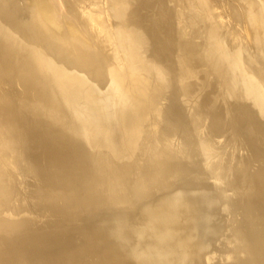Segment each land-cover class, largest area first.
Returning a JSON list of instances; mask_svg holds the SVG:
<instances>
[{
    "label": "water",
    "instance_id": "1",
    "mask_svg": "<svg viewBox=\"0 0 264 264\" xmlns=\"http://www.w3.org/2000/svg\"><path fill=\"white\" fill-rule=\"evenodd\" d=\"M256 4L258 14L264 18V2ZM40 23L37 28L45 37ZM61 29L58 35L67 42L71 40L70 47L52 44L45 38L40 43L45 45L46 53L41 52V55L47 54L64 66L82 70L90 80L108 89L98 98L89 91L71 87L64 92L55 79L49 77V87L38 85L39 89L26 95L21 104L15 96L9 97L11 102L0 99V197L8 198L11 193L9 185L2 180L3 168L25 166L33 174L51 171L56 176L52 187L42 180L41 186L26 190L30 209L38 221L44 220L41 225L32 217L20 214L19 206L9 210L10 218L0 216V264H210L208 257L207 263L204 262L203 254L221 234L224 224L227 225L219 205L229 213L228 217L239 213L240 225L237 221L229 222L224 230L226 244L219 246L223 249L227 245V259L215 264H264V56L260 54L259 64L254 69L242 64L229 66V72L220 73L222 67L213 68L233 102L253 110L260 122L258 126L247 123L245 133L229 123L226 140L232 144L237 142L247 150L237 159L243 165L240 175L229 176L231 167L224 163L217 165V171L221 170L226 177L228 194L224 199L219 197V188L198 179L184 181L177 187H163L149 199L139 201L142 195L137 189L120 192L117 180L121 175L109 167L107 156L115 157L116 153L127 149L128 139L139 121L165 93L159 91L156 97H147L139 89L141 85L128 77L120 81L121 86L109 76L107 66L113 63L99 51V45L89 42L97 52L81 49L72 42L82 43V37L71 29ZM118 37V46L127 51L131 44L124 35ZM77 52L80 59L76 57ZM210 56L213 55L205 48L203 62L210 59L211 63H216L215 57ZM189 60L177 61V69L185 74L182 79L179 76L180 87H175L178 94L186 95L199 83L195 75L188 78L189 72L199 65L197 57ZM164 72L156 69L152 78L160 73L166 75ZM21 80L14 78L13 82ZM24 102L25 107L32 110L25 112ZM177 104L172 97L169 110L176 107L186 111L181 103L180 107ZM180 114L178 122L165 116L161 128L168 132L178 129L183 134L188 132L191 127L187 116ZM191 117L206 153L205 129L199 127L196 116ZM58 126L62 129H56ZM211 129L212 132L217 130ZM149 132L147 135L152 136L145 137V142L160 145L158 130L154 134ZM173 160L167 154L158 158L163 164L173 163ZM176 160L185 167L191 165L183 157ZM133 162L120 168L126 178L133 181V186L139 187L144 182L145 170L134 168L136 162ZM144 177L152 186L148 189L156 185L147 176V170ZM63 179L69 180L73 187L64 184ZM230 181L233 183L229 184ZM121 198L126 201L124 204H134L133 209L125 205L120 208ZM132 199L137 202L131 203ZM204 199L206 208L202 207ZM40 211L46 214L40 215ZM206 220L211 223L210 227Z\"/></svg>",
    "mask_w": 264,
    "mask_h": 264
},
{
    "label": "rangeland",
    "instance_id": "2",
    "mask_svg": "<svg viewBox=\"0 0 264 264\" xmlns=\"http://www.w3.org/2000/svg\"><path fill=\"white\" fill-rule=\"evenodd\" d=\"M84 1L85 8L90 11H93L96 18L98 17V22L101 23V27L98 24H95V26H93V31L95 32H92V35L94 38L90 34H88V36L90 35L93 39L90 37L88 38L96 42L95 45H99L100 47L99 51H103V53L106 54V56L112 60L113 65L107 66V72L111 79L115 80L121 86L123 84L120 81H124L126 77H128L129 80H135L141 85L139 89L147 97H156L155 95H157L159 91L165 93V95H162V97H160L159 99L157 98L156 106H154V108L152 109H149L143 119L139 121V125L135 127L136 131H134L128 139L127 149L123 151L121 150L120 152L116 153L115 157L107 156L110 165L109 167H114L113 169L117 170V172L121 175V177L117 180V185L120 188V192H131V190L137 189L142 195V198L139 199V201H142L147 198L149 199L152 194L154 195L160 192V189L163 188V186H174L176 184L175 187H177L184 181L198 180L193 177L192 162H188V164L191 165H189V167H185L184 165H181L180 162H177L175 158L177 157L176 155L169 154L168 151L163 150V148L159 145H156V143L145 142V137L152 136L147 135L148 133H150L149 131H152V134L156 132L155 122L160 119V115L158 116L157 113H161L160 111L162 110L165 111V109L169 107L168 104L170 101L169 99H171V96L177 95V92L175 90L177 88L175 87H180L179 76L181 79L182 77H185V74H182V72L177 69V61L182 63V61L187 62L190 61L189 59H194L195 57H197L199 65H197V67L195 66L196 68L194 71H197L198 67L200 69L201 66L204 64L202 60V50H198V48H195L194 53H192L191 51V44H188L189 42H191V40L187 37L188 30H186L185 24L183 23V14H181L183 13V9H190L191 3L188 2V0ZM212 1L214 2L213 4L217 8V10H220L221 6L223 5V13H221V15L225 14V16H227L226 13L230 15L231 11L233 13L235 11L233 9H236L238 15L243 20V22L234 21V19L229 21V17H225L223 21H225L226 23L229 22L230 25L228 26V30L231 28L232 33L236 32V34L241 37L242 43L244 44V47L247 49L248 53L256 57L258 49L256 48V46L253 45L250 39L252 37V29H248L247 26V33L244 29L246 15L248 17L250 14V12L248 11L249 9L246 10L245 8L244 12L245 2H242L241 0ZM255 1L259 4H262L261 0ZM216 3H218V6L216 5ZM64 4L65 8H67L68 10L70 7L66 6V3ZM103 7L105 8V10ZM172 7L176 8L178 11H176L175 13V11L171 10ZM224 7L227 8L224 9ZM61 12L62 13L60 14L62 19L65 18L71 24H77L75 23L74 18L70 13L71 11L69 12L68 10L66 12L65 10ZM200 13L202 14V23L208 28L214 29V25L210 24L204 18L205 16H203L206 14V11H201ZM148 17H150V24H147ZM204 25H202L203 28H205ZM41 26L45 38L51 41L52 44L66 48L70 47L69 43L71 44V40L70 42H67L65 37H61L60 35H58L60 32L63 31L62 29L56 27L55 29L51 30L50 28H48V26L46 27V25L43 23H41ZM108 26L110 27L108 28ZM99 27L102 30H100ZM163 31L165 32L163 33ZM82 33H85L84 36L86 35L85 37H87L86 32L82 31ZM119 34L124 35L126 37L127 42L131 44L130 48L127 47V51L124 50V47L120 48L118 46L117 42L119 40L117 39H119ZM4 36L5 37H0V40L3 41L1 42V44L3 48L8 52L6 53V57L9 62L4 67V72L3 67L0 63V99H3L4 102H11L12 99H10L9 97L14 98L15 96L19 98V104H21L22 101H25L23 98L26 95L31 94V91L39 89L38 85L43 84L44 86L49 87V77H53L56 81V84L64 92L67 91V87H71L75 90L87 91V93L89 91L91 95H94L98 98L99 96H103L107 91V86L102 87L94 81L90 80L85 74V72H83L82 70L73 67H67L61 63L55 62L47 54L41 55V52L46 53L44 49L45 45H42L41 48H35L32 45L23 43L24 41L15 39L10 35ZM108 37L109 39H111L110 41ZM163 38H165L164 42ZM81 40L82 43L74 41L72 43L74 45L77 44V47L81 49L86 48L88 50L92 49L96 52L98 51L95 46L92 45L91 47V44H89L88 41L83 40L82 38ZM236 41L239 43V39H236ZM76 57L80 59V54H78V52L76 54ZM156 69L164 70V73H166V75L160 73L161 75H156V77L153 79L152 75L153 73H156ZM194 71L191 72L194 73ZM191 72H189L190 74L188 75V77L192 74ZM14 78H22V80L14 83ZM22 81L25 84H21ZM163 88H165V90ZM171 88H173L174 90ZM151 94H153V96H151ZM79 96L82 95L79 94ZM75 98L78 99V95H75ZM28 104V106L33 107L30 103ZM26 105L27 104H25L24 102L22 106L23 110ZM25 109V112L27 110H32L31 108L29 109L26 107ZM151 111L152 114H155V116L150 114ZM57 128L62 129L61 126L56 127V129ZM158 137L159 136H157V139ZM164 154H167L169 158L174 157L173 163L163 164V162H158V158ZM133 161L136 162L134 168L137 166V168L142 167L145 171L147 170V176L149 175V177L153 179L156 184L153 187L154 190L153 188L147 190L148 187L152 186L150 184L147 185L145 181V171L143 172L144 182L140 184L141 186L139 187H134L133 181L130 178H126L125 174L122 172V169L120 167L123 165H133ZM24 168H26L27 171H23L22 169ZM32 172L33 171H30L25 166H20V168H17L15 166H10L9 169L3 168L1 173V176L3 178L2 180L3 183L9 185L11 193L9 194L10 197L8 198L0 197V216L10 218L11 214H9V210L13 209V206H19L20 208L18 210L20 214L22 213L25 216L32 217L33 219L38 221V219H36V216L33 214L32 210L30 209L31 204L28 202V191L26 190H30L35 186H41L39 183L42 180H45L46 183L48 182V186L52 187L51 184L53 183V181H56V176L51 171H47L45 172V174H43L44 172H38L37 174H33ZM39 178L40 180H38ZM156 178H160L158 179L159 181L156 180ZM156 181L158 183H156ZM62 182L64 184H67L68 187H73L69 185L70 181L67 179H63ZM144 184L146 185L144 186ZM157 186H161L160 189ZM150 190H153L154 193L152 191L151 193H149ZM197 197L198 195L194 196L193 198L195 199ZM120 200V208H123L125 205L127 206L126 208L133 209L134 204L130 205L129 202L124 204L123 202L126 201H123L124 199L122 198ZM132 201L130 202H137L133 199ZM39 214L45 215L46 213L40 211ZM12 218L17 219L18 217ZM42 222H44V220L40 219L37 225H41L40 223ZM218 244L219 243L211 242V245L203 254L204 262L207 263L208 257V262L210 264L220 263L219 261H217L216 258L210 257V254L212 252H215V250L219 248ZM207 251H209L210 253Z\"/></svg>",
    "mask_w": 264,
    "mask_h": 264
},
{
    "label": "crops",
    "instance_id": "3",
    "mask_svg": "<svg viewBox=\"0 0 264 264\" xmlns=\"http://www.w3.org/2000/svg\"><path fill=\"white\" fill-rule=\"evenodd\" d=\"M261 1L264 2V0ZM254 6L257 12L259 10V6L258 4H256V1L254 2ZM194 7L195 6L190 5V9H183V18H185L184 24L186 30H188L187 37L191 40V42H189L188 44H191L192 53H194L195 48H198V50H202L203 55L204 49L207 48L208 53L215 57L216 63H211L213 61L210 59H208L206 62L204 60V64L201 66L199 71H195L194 73H192L193 75L191 74L188 77L190 78L191 76L195 75V78L197 77L196 79H199V83L193 86L194 88L190 89V91H188L186 95L180 92L179 94L177 93L176 96H173L175 102L178 103L177 107H180L181 103L183 105V108L185 107L184 109H186L185 112L182 108H178L179 110H177L176 107H173L170 110L168 107L166 111H161L162 121H164V118L166 116L169 120L171 119V121L173 122H178L181 119L180 112H182V117L187 116V120L191 128L188 130V132L183 134L180 129L173 132L169 130L168 132L167 130L161 128V125H156L155 129L156 131L158 130V132H156L159 136L158 139H162L161 141H159L161 144L159 145L156 143V145L161 146L163 150L166 149L169 154L176 155L177 158L181 159L183 157L184 159L189 160V162H192L193 177L195 179L207 180V182L214 188L218 187L220 189L218 192L220 197L224 198L228 194L226 190L227 184L225 183L226 177L224 173L221 172V170L217 171V165L218 167H220V165L222 166V164L220 163H224L225 165L231 167L232 173H230L229 176L231 174H236V176L240 175L239 171L243 170V165L237 159L239 158V156H242V153L244 156L246 153H244V151L247 150V148L245 150L242 145L238 144L237 142H234V144H232V142H228L226 140V136L230 130L229 123H231L233 126L239 125V131L243 132L247 123L252 124L255 120L253 125L258 126L260 122L256 118L259 117L258 114L256 113L255 115L253 113V110L250 111L244 105L237 102H233V99L230 98L228 91L223 85L221 79L216 76V73L214 72L215 70L213 68L222 67L219 69L220 73H223L222 70H224L225 72H229V66H232L233 68L234 66L239 67L242 64L243 66H247L254 69L256 64H259L258 61L260 54L264 56V18L257 12L259 26V51L257 53V56L254 59H251L250 57H246L244 47H242L241 44L239 48L237 47L238 43H231V45L228 46L220 40L221 32H219V34L218 31H216L215 29L208 28L207 26H204L205 28H202V16L201 13H199L201 11L195 9ZM193 13L196 15H194ZM188 23L190 26L188 25ZM164 32L165 31H163V33ZM164 41L165 38H163V42ZM260 47L262 48V50L260 49ZM213 56H210V58H214ZM169 100L172 101V97ZM213 108L215 110H213ZM190 114L196 116V118H198L196 122H199V127L201 129H205V142L208 141L207 145L205 146L206 153L203 151L204 146H202L201 148V145L198 141V132H196L194 129V125L191 120L192 117ZM233 117L234 119H236L237 117V119L233 120ZM242 122H244L243 125ZM261 123H263V121H261ZM211 127H215L217 128V130L215 132H212ZM170 144L171 146H169ZM188 146L190 147V149ZM192 146H195L196 148H193ZM240 151H242V153ZM232 183L233 181H230L229 184ZM207 206V200L204 199L202 207L206 208ZM219 206L222 209H219L220 214L222 217L226 218L225 222L227 223V225L224 224L222 233L220 234V236H218L219 238L214 240L215 242L219 243L218 246L225 243L223 242V239L225 238L224 230H226L229 222L231 224L234 223V221H237L240 225V219L239 217H237L239 213L236 214V217L235 215H233L235 218L228 217L229 213L221 207L222 205ZM206 219L208 220V218ZM206 225L207 227L211 226L209 221H207ZM224 248L220 249L219 247L217 249L219 253L217 250H215V252H212L210 254V257L216 258L219 262H222V260L226 261L227 245H225ZM221 254L224 256H222ZM236 257L238 256L236 255Z\"/></svg>",
    "mask_w": 264,
    "mask_h": 264
},
{
    "label": "bare ground",
    "instance_id": "4",
    "mask_svg": "<svg viewBox=\"0 0 264 264\" xmlns=\"http://www.w3.org/2000/svg\"><path fill=\"white\" fill-rule=\"evenodd\" d=\"M164 1V0H163ZM172 1V0H169ZM242 2H245L244 5V12H245V8L246 10L249 9L248 11L250 12L249 16L247 17L246 15V22H244V29L245 32H248V29H252V37L250 38L253 45L256 46V48L259 51V26H258V18H257V12H256V8L254 6V2L255 0H241ZM188 2L191 3V6H195V9H198L200 11H206V14L203 15L205 16L204 18L212 25H214V29L216 31L221 32V41L226 44V45H231V43H238L236 41V39H239V43L237 44V47H240V44L242 45V47H244V44L242 43V39L241 37L236 34V32L232 33L231 28L228 30V26L230 25L229 22L226 23L225 21H223V19H225V17H229L228 20H233L234 21H238V22H243V20L240 18V16L238 15L236 9L234 8L233 10H235L233 13L231 11V14L228 15L226 12V15H221V13H223V8L221 6L220 10H217V8L215 7V5L213 4L214 2L212 0H188ZM218 2V1H217ZM222 2V1H221ZM66 6L70 7L68 10L71 13L72 17L74 18L75 23L77 24H71L70 22L67 21V19L61 17L62 13L61 11H68L67 8H65V4ZM85 1L84 0H0V37H5L4 35H10L12 37H14L15 39L18 40H22L24 41L23 43H27L32 45L35 48H40L39 45H42L40 42L42 41V43L45 40V37L42 36V34L40 33V31L37 28V25H39V22L45 24L46 26H50L51 29H55L56 27L61 29L62 27H65V29H71L73 31L74 34L76 35H80L83 39H86L88 42H92L93 40V35L92 32L94 33L95 31H93V26H95V24L100 25L101 27V23L98 22V17L96 18V16L94 15L93 11H90L88 9L85 8L84 6ZM171 3V2H170ZM219 3V2H218ZM216 3V5L218 4ZM222 4V3H221ZM224 4V3H223ZM218 6V5H217ZM97 7V6H96ZM104 8V7H103ZM227 7H224V9ZM93 9V7H92ZM115 9V8H114ZM105 10V8H104ZM172 11H178L176 8L172 7L171 8ZM115 12V11H113ZM169 12V10H168ZM69 13V14H70ZM104 13V12H102ZM192 13V12H191ZM200 13V12H199ZM183 14V13H181ZM185 14V13H184ZM189 14V13H188ZM194 14V13H193ZM196 15V14H194ZM200 15V14H199ZM113 16V15H112ZM202 16V14H201ZM67 17V16H66ZM104 17V16H103ZM163 17V16H162ZM68 18V17H67ZM101 18V17H100ZM112 18V17H111ZM114 18V17H113ZM70 19V18H69ZM107 19V18H106ZM150 17L147 18V24H150ZM108 20V19H107ZM112 20V19H111ZM104 21V20H102ZM106 21V20H105ZM113 21V20H112ZM185 21V18H183V23ZM189 22V21H188ZM40 23V24H41ZM109 23V22H108ZM194 23V22H192ZM115 24V23H113ZM189 25V23H188ZM201 25V24H200ZM202 25H204L202 23ZM115 26V25H114ZM190 26V25H189ZM205 26V25H204ZM242 26V24H241ZM248 26V29H247ZM98 27V26H97ZM99 27V29H100ZM110 26H108L109 28ZM193 27V25H192ZM107 28V27H106ZM104 28V29H106ZM203 28V27H202ZM242 28V27H241ZM103 29V31H104ZM115 29V28H114ZM201 29V28H200ZM213 29V28H212ZM95 30V29H94ZM102 30V29H100ZM117 30V29H116ZM82 31L87 33V37L84 36V34L82 33ZM110 31V30H109ZM108 31V32H109ZM101 32V31H100ZM118 32V31H117ZM210 32V31H209ZM5 33V34H4ZM99 33V32H98ZM212 33V32H211ZM215 33V32H214ZM217 33V34H218ZM88 34H90L88 36ZM101 34V33H100ZM117 34V33H116ZM213 34V33H212ZM220 34V33H219ZM103 35V34H102ZM113 35V34H112ZM74 36V35H73ZM108 36V35H106ZM114 36V35H113ZM214 36V35H213ZM217 36V35H216ZM88 37L92 38L89 39ZM208 37V36H207ZM104 38V36H103ZM220 38V37H219ZM109 39V37H108ZM95 40V39H94ZM111 39H109L110 41ZM118 40V39H117ZM216 40V39H215ZM218 40V39H217ZM115 41V40H112ZM213 41V40H212ZM0 40V63L3 67V72L5 71V66L9 63L6 57V53H8L2 46ZM40 43V44H39ZM92 44H95V42H93ZM114 44V43H113ZM116 45V44H115ZM117 47V46H116ZM41 50V49H40ZM117 50V49H116ZM245 53H246V57L249 58V56L251 57V59H254V55L252 56L251 54L248 53L247 49L244 47ZM114 51V50H113ZM210 52V51H209ZM113 57V56H111ZM116 61V60H115ZM57 62V61H55ZM147 64V63H146ZM118 66V65H117ZM151 69V67H150ZM169 88V87H168ZM165 90V88H163ZM170 89V88H169ZM173 89V88H171ZM174 90V89H173ZM177 91V89H175ZM169 92V91H168ZM170 93V92H169ZM173 94V93H171ZM173 96V95H172ZM171 96V97H172ZM175 96V95H174ZM168 102V101H167ZM166 102V103H167ZM220 103V102H219ZM163 106V105H161ZM219 106V105H218ZM222 106V105H221ZM166 107V106H165ZM168 109V108H167ZM222 109V108H220ZM162 110V109H160ZM166 111V109H165ZM222 111V110H221ZM229 111V110H228ZM156 112V111H155ZM161 112V111H160ZM151 115L152 111L150 112ZM158 116L160 115V120L155 122V125L159 126L161 125L160 122L162 120L161 117V113H157ZM156 114V117H157ZM186 114V113H185ZM236 114V113H235ZM248 114V113H247ZM149 115V114H148ZM241 115V113H240ZM231 116V115H230ZM239 116V115H238ZM237 116V117H238ZM150 117V116H149ZM155 117V118H156ZM236 117V119H237ZM251 117V116H250ZM151 118V117H150ZM231 118V117H230ZM145 119V118H144ZM175 119V118H174ZM233 117V120H236ZM242 119V118H241ZM240 119V120H241ZM251 119V118H250ZM146 121V120H145ZM176 122V121H175ZM255 122V120H254ZM253 122V123H254ZM239 123V122H238ZM244 122H242L243 125ZM252 123V124H253ZM201 125V124H200ZM241 125V124H240ZM190 126V125H189ZM239 126V125H238ZM161 127V126H160ZM193 128V127H192ZM243 129V127H242ZM212 130V129H211ZM245 131V130H244ZM160 133V132H159ZM170 136V135H169ZM162 140V139H161ZM145 141V139H144ZM163 145V144H162ZM171 146V144L169 145ZM190 146V145H189ZM188 146V147H189ZM191 147V146H190ZM189 147V149H190ZM193 147V146H192ZM195 147V146H194ZM193 147V148H194ZM241 147V146H240ZM170 148V147H169ZM196 148V147H195ZM171 149V148H170ZM198 149V148H197ZM201 149V148H199ZM182 150V149H181ZM204 150V149H203ZM241 150V149H240ZM166 151V149H165ZM188 151V150H187ZM180 152V151H179ZM242 153V151H240ZM246 151H244L245 153ZM166 153V152H165ZM173 153V152H172ZM240 153V154H241ZM161 155V154H160ZM146 156V155H145ZM243 156V153H242ZM174 158V157H172ZM176 158V157H175ZM215 164V163H214ZM114 168V167H113ZM166 170V169H165ZM45 173V172H44ZM54 176V175H53ZM44 177V176H43ZM42 177V178H43ZM41 178V177H40ZM40 178L38 180H40ZM55 178V177H54ZM166 178V177H165ZM52 179V178H51ZM155 179V178H154ZM160 178H156V180H158ZM153 180V179H152ZM169 180V179H168ZM159 181V180H158ZM162 181V180H161ZM160 181V182H161ZM157 182V181H156ZM38 183V182H37ZM147 183V181H146ZM158 183V182H157ZM41 184V182H40ZM142 184V183H141ZM148 184V183H147ZM173 184V182H172ZM52 185V184H51ZM166 185V184H165ZM141 186V185H139ZM176 186V184L174 185ZM51 187V186H50ZM160 187L161 186H157ZM165 187V186H163ZM218 188V187H217ZM134 190V189H133ZM149 190V189H147ZM156 190V189H155ZM161 190V189H160ZM132 191V190H131ZM153 192V191H152ZM149 193H151V191H149ZM154 193V192H153ZM218 194V193H217ZM149 195V194H148ZM153 195V194H152ZM220 197V196H219ZM223 198V197H222ZM194 199V198H193ZM224 199V198H223ZM223 207V206H221ZM219 209H221L219 207ZM222 210V209H221ZM237 214V213H236ZM237 216V215H235ZM211 224V223H210ZM233 224V223H231ZM232 226V225H231ZM210 227V226H209ZM222 233V232H221ZM224 234V233H223ZM220 236V235H219ZM219 238V237H218ZM220 241V240H219ZM215 242V241H213ZM217 243V242H216ZM211 245V244H210ZM217 246V245H216ZM225 249V248H224ZM218 251V250H217ZM209 252V251H207ZM210 253V252H209ZM219 253V251H218ZM216 254V253H215ZM213 255V254H212ZM222 255V254H221ZM224 256V255H222ZM225 259V258H224ZM223 262V260H222Z\"/></svg>",
    "mask_w": 264,
    "mask_h": 264
}]
</instances>
